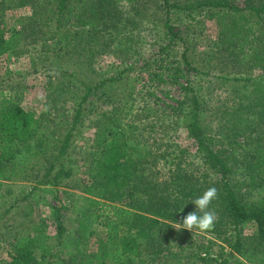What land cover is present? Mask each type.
Returning <instances> with one entry per match:
<instances>
[{
    "label": "trees",
    "instance_id": "obj_1",
    "mask_svg": "<svg viewBox=\"0 0 264 264\" xmlns=\"http://www.w3.org/2000/svg\"><path fill=\"white\" fill-rule=\"evenodd\" d=\"M150 1L163 6L166 13L212 8L209 19L215 18L221 28L219 45L228 60L241 66L252 64L261 70L260 89L252 96H245L246 104L244 101L235 103L236 112L250 111L256 116L257 123L262 124L261 131L253 128L245 135L249 127L245 124L239 126L243 119L234 123L229 131L212 135L196 93L185 94L174 107L166 105L169 111L162 116L168 119L166 130L176 127L178 120L182 121V129L192 140L196 152L217 176L220 210L231 229L225 238L231 254L214 264H232L229 259L233 256L242 259L235 264H264V198L247 202L232 190L230 183L233 171L244 169L249 186L261 187L264 184V0H244L242 7L230 5L228 0ZM137 2L1 0L0 14L5 9L29 7L35 17L33 23L42 31L41 42H49L55 55L62 54L61 57L69 59L84 57L91 61L92 46L111 40L118 30L132 25L130 20L127 21L128 16L121 14V8L129 7L132 11ZM163 26L167 30L165 35H170L163 50L169 51L176 40L182 39L172 32L167 18ZM10 31L0 29V59L17 48L22 39L23 31ZM187 46V41H183L180 67L176 73L198 70L188 58ZM69 75L75 76L74 73ZM240 80L251 81L249 77ZM106 81L95 86L80 82L84 95L75 103L70 120L64 121L66 127L62 134L56 132L59 123L49 128L50 135L58 134L52 142L37 135V127L32 125L35 122L32 113L0 93V222L8 219V214L19 201L36 202V191L43 188L39 186H50L57 191L63 180L71 179L81 171L84 174L82 187L78 189L81 194L75 196L70 206L75 229H67L63 224L61 210L67 207L52 208L54 234H46L45 222L31 224L28 221L29 231L11 237L6 264H148L160 254L157 232L162 221L175 220L179 211L182 214L183 210H190L191 202L199 196L200 192L192 189L199 180L194 183L188 180L187 184L186 178L192 177L187 172L181 177L169 174L165 181L154 178L151 166L158 157L165 159V155H154V149L144 141L134 139L136 135H126L124 125L122 127L124 122L115 115V110L108 116L101 115L94 123L97 146L91 145V151L82 153L81 165L77 166L68 157L74 134L83 119V104L90 93ZM188 84L186 91L193 92L188 89ZM162 126V123L151 124L141 130L152 133ZM41 169L43 173L39 175ZM14 179L35 180L34 187L22 196L14 197L12 203H7L3 200L9 197L10 190L5 183ZM186 187H190L189 192H185ZM23 210L26 218L34 213L32 205L25 206ZM245 223H251L255 229L251 239L241 236V226ZM174 257L170 254L163 258Z\"/></svg>",
    "mask_w": 264,
    "mask_h": 264
},
{
    "label": "rangeland",
    "instance_id": "obj_2",
    "mask_svg": "<svg viewBox=\"0 0 264 264\" xmlns=\"http://www.w3.org/2000/svg\"><path fill=\"white\" fill-rule=\"evenodd\" d=\"M228 1L230 5L242 7L244 0ZM134 8L132 11H129V7L121 8V14L128 16L127 21L130 20L132 25L127 26L126 21L127 27L118 30L111 40H104L99 45L92 46L91 61L84 57L69 59L61 57L62 54L55 55L56 52L52 51L49 42H41L42 31L33 23L35 17L29 7L3 10L0 14V29L21 30L23 34L17 48L0 59V93L32 113L35 121L32 125L37 127V135L52 142L57 139L58 134L50 135L49 128H54V123H59L56 132L62 134L66 127L64 121L70 120L75 103L84 95L85 91L80 82L95 86L108 80L103 86L92 91L83 104V119L74 134L68 157L77 166L81 165L79 161L82 153L91 151V145L97 146L94 123L101 115L108 116L110 111L115 110V115L124 122L122 127L124 125L126 135H136L134 139L144 141L148 147L154 149V155H165V159L158 157L151 166L155 179L165 181L169 174L183 176L187 172L192 175L186 178L187 184L188 180L191 183L199 180L192 187L197 189V193L200 192L199 195L210 187L219 191L217 176L213 174L208 162L196 152L192 140L182 129V121L178 120L176 127L166 130L168 119L162 114L169 111L166 105L174 107L175 102L182 101L185 94L196 93L212 135L229 131L234 123L243 119L244 122L239 126L245 124L249 127L245 135L253 128L261 131L262 124L257 123L256 116L250 111L242 114L240 111L236 112L235 104L238 101H244L246 104L245 96H252L260 89L258 85L262 81L258 80L262 76L261 70L252 64L241 66L228 60L219 45L222 40L221 28L215 18L209 19V11L212 12V8H198L190 12L172 10L166 13L163 6L160 7L159 3L150 0H138ZM166 18L172 26V32L178 35V39H182L176 40L169 51L163 50L169 43L170 36L165 35L167 30L163 23ZM183 41H187L188 58L198 70L179 74L176 69L180 67ZM166 63L167 65L163 66ZM53 71L55 76L50 75ZM70 73L75 76H70ZM248 77L250 82L240 80ZM187 84L188 89L193 92L186 91ZM53 118L56 120H51ZM160 123L163 126L152 133L141 130L142 127ZM135 127H138V130ZM42 173V169L38 171L39 175ZM246 174L244 169L233 171L230 177L232 190L247 202L264 198V184L261 187L249 186ZM82 179L84 174L81 171L75 177L63 180L57 191H53L50 186H39L43 188L36 191V202L26 200L15 205V209L8 214V219L0 222V264L9 261V241L13 234L30 230L28 221L32 222L31 224L43 221L47 226L46 234H54L51 225L54 207H67L66 210H61L63 224L67 229H75L70 206L76 199L75 196L81 194L78 189L82 187ZM34 183L35 180L26 179L6 182L10 195L3 201L12 203L14 197L28 193ZM189 188L186 187L185 192H189ZM185 204H182V207ZM28 205H32L34 213L26 218L22 212ZM210 208L215 210L218 219L214 228L206 233L193 234L174 228L175 222H181L183 216L194 210L193 204L190 205V210H183L182 214L179 211L175 220L162 221L157 232V241L161 244L160 254L153 262L151 259L147 263L214 264L231 254L225 243L231 229L220 210L219 196ZM254 231L251 223L241 226L242 237L251 239ZM170 254L176 257L163 258ZM177 258H180V261ZM229 261L235 264L242 259L233 256Z\"/></svg>",
    "mask_w": 264,
    "mask_h": 264
},
{
    "label": "clouds",
    "instance_id": "obj_3",
    "mask_svg": "<svg viewBox=\"0 0 264 264\" xmlns=\"http://www.w3.org/2000/svg\"><path fill=\"white\" fill-rule=\"evenodd\" d=\"M50 75L55 76L56 73L53 71ZM217 198L218 190L215 187L205 190L191 202L194 205V210L183 216L181 222H175L174 228L176 230H187L193 234L195 232L206 233L211 231L218 216L215 210L210 208V205Z\"/></svg>",
    "mask_w": 264,
    "mask_h": 264
}]
</instances>
